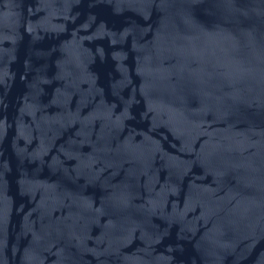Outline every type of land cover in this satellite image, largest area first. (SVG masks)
I'll return each mask as SVG.
<instances>
[{"label":"water","instance_id":"obj_1","mask_svg":"<svg viewBox=\"0 0 264 264\" xmlns=\"http://www.w3.org/2000/svg\"><path fill=\"white\" fill-rule=\"evenodd\" d=\"M0 264H264V0H0Z\"/></svg>","mask_w":264,"mask_h":264}]
</instances>
